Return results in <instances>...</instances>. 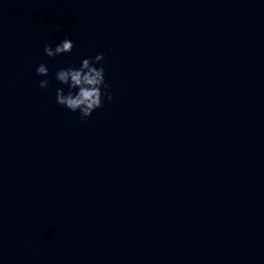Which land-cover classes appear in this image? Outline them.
<instances>
[{"label":"water","instance_id":"95a60500","mask_svg":"<svg viewBox=\"0 0 264 264\" xmlns=\"http://www.w3.org/2000/svg\"><path fill=\"white\" fill-rule=\"evenodd\" d=\"M0 264H264V0H0Z\"/></svg>","mask_w":264,"mask_h":264},{"label":"clouds","instance_id":"9594fccd","mask_svg":"<svg viewBox=\"0 0 264 264\" xmlns=\"http://www.w3.org/2000/svg\"><path fill=\"white\" fill-rule=\"evenodd\" d=\"M74 47L73 41L69 38L63 39L53 48L50 44H45L44 53L48 57H54L63 53H70ZM104 53H97L94 57L84 58L79 67L60 68L55 74V78L68 86V92L63 88L56 89V102L67 109L79 111L80 119H87L93 111L104 106L105 99L111 102L113 95L110 86L106 83L105 68L103 63ZM97 64L100 66L97 67ZM37 75L47 77L48 67L41 63L36 68ZM41 88H48L49 81L42 79L39 81ZM73 89H76L73 92Z\"/></svg>","mask_w":264,"mask_h":264}]
</instances>
